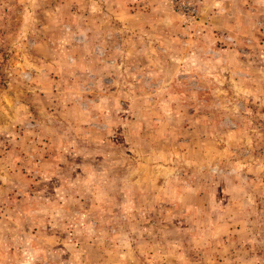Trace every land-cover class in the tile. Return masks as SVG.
Here are the masks:
<instances>
[{
  "label": "rangeland",
  "instance_id": "374dc122",
  "mask_svg": "<svg viewBox=\"0 0 264 264\" xmlns=\"http://www.w3.org/2000/svg\"><path fill=\"white\" fill-rule=\"evenodd\" d=\"M0 264H264V0H0Z\"/></svg>",
  "mask_w": 264,
  "mask_h": 264
}]
</instances>
